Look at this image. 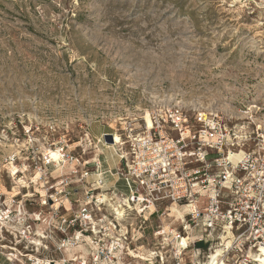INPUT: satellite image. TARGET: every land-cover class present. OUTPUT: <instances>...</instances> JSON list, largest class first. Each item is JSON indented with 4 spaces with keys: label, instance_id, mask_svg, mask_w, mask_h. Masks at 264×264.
Returning a JSON list of instances; mask_svg holds the SVG:
<instances>
[{
    "label": "rangeland",
    "instance_id": "rangeland-1",
    "mask_svg": "<svg viewBox=\"0 0 264 264\" xmlns=\"http://www.w3.org/2000/svg\"><path fill=\"white\" fill-rule=\"evenodd\" d=\"M173 107L264 130V0H0V250L24 252V217L71 176L49 152L114 170L129 125ZM34 233L38 255L55 253Z\"/></svg>",
    "mask_w": 264,
    "mask_h": 264
},
{
    "label": "built area",
    "instance_id": "built-area-1",
    "mask_svg": "<svg viewBox=\"0 0 264 264\" xmlns=\"http://www.w3.org/2000/svg\"><path fill=\"white\" fill-rule=\"evenodd\" d=\"M149 118L150 126L143 117L126 129L114 170L100 156L85 161L67 145L57 149L58 162L74 169L62 176L63 188L40 195L34 219L24 217V252L8 246L10 264H263L264 130L229 127L219 114L176 107ZM107 135L115 136L103 135V147L122 145L121 136L111 144ZM10 205L4 201L0 224L11 218ZM37 224L47 229L40 233ZM33 233H40L44 251L54 246L58 260L38 255ZM201 245H209L206 254Z\"/></svg>",
    "mask_w": 264,
    "mask_h": 264
},
{
    "label": "bare ground",
    "instance_id": "bare-ground-1",
    "mask_svg": "<svg viewBox=\"0 0 264 264\" xmlns=\"http://www.w3.org/2000/svg\"><path fill=\"white\" fill-rule=\"evenodd\" d=\"M146 121L148 122L149 126H150V118H149V113L146 114ZM88 137V136H87ZM114 143H121V138L119 137V135H115L114 139H113ZM100 151V150H99ZM50 154V158L52 159V161L54 163L59 161V154L56 151H51L49 152ZM98 156V155H97ZM171 214L175 215L177 218V221H180L181 217H182V213L180 211H178V209L176 207H173L171 210ZM220 251H218L217 257H219ZM216 258V257H215ZM261 258H262V263L264 264V247L261 249Z\"/></svg>",
    "mask_w": 264,
    "mask_h": 264
},
{
    "label": "crops",
    "instance_id": "crops-1",
    "mask_svg": "<svg viewBox=\"0 0 264 264\" xmlns=\"http://www.w3.org/2000/svg\"><path fill=\"white\" fill-rule=\"evenodd\" d=\"M118 187L122 190H126L123 183H120ZM8 251L3 252V250H0V264H10V260L8 259ZM44 258H52L55 260H58L59 255L57 253H48V255H43Z\"/></svg>",
    "mask_w": 264,
    "mask_h": 264
},
{
    "label": "water",
    "instance_id": "water-1",
    "mask_svg": "<svg viewBox=\"0 0 264 264\" xmlns=\"http://www.w3.org/2000/svg\"><path fill=\"white\" fill-rule=\"evenodd\" d=\"M106 140H107L109 143H113V136H112V135H107V136H106Z\"/></svg>",
    "mask_w": 264,
    "mask_h": 264
}]
</instances>
